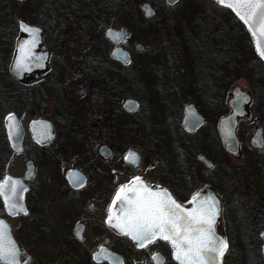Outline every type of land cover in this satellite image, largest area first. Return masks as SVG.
I'll list each match as a JSON object with an SVG mask.
<instances>
[{"label": "flooded vegetation", "instance_id": "flooded-vegetation-1", "mask_svg": "<svg viewBox=\"0 0 264 264\" xmlns=\"http://www.w3.org/2000/svg\"><path fill=\"white\" fill-rule=\"evenodd\" d=\"M130 3L131 0H0V20L10 21L7 22V25L4 22L0 23V43L8 44L11 49L8 72L21 36V22L42 29V45L39 52L46 54V71L40 74L37 81L23 83L26 86H22L25 95L29 94L30 97H35L34 100L43 101L47 97L46 95L49 97L54 94L60 96L61 90L65 92L64 95L68 96L66 86L77 85L82 89L86 85L85 87L91 93L90 100H87L97 101L95 107L89 110L88 114L92 119V117L96 118L94 112H98L99 117L96 118V121L100 127L107 128L109 126L127 130L131 127L140 128V125H143L144 128L154 130L148 135L151 138L149 142L154 150L152 152L155 153L154 156H142L140 152L142 149L129 151L124 155H116L115 147L120 142L117 141V138L120 137L118 133L116 134L119 137L114 135V137L108 138V143L99 147L97 145L96 150L92 152L90 141L85 138L86 134L80 135V131L73 127L72 115L79 109L82 111V106L74 105L73 108L66 103L67 100L62 99V103H59V99L56 98L58 102L55 103L56 107H52V112L58 116L40 115L29 122L27 131L23 127V149L19 155H16L10 148L3 121V124H0V133L5 135L0 138V167L2 168L0 182L10 176L5 175L3 167H7L11 157L24 158L26 156L24 147L26 134L30 136L33 146L40 151L39 155H41L39 164L34 157L26 156L23 175L21 177L10 176L20 179L27 188L23 194V205L27 215L19 213L10 216L0 197V207L4 213L0 221L10 227L11 238L20 252V264H110L114 260H119L122 264H179L173 257V248L169 242L157 239L147 247L139 248L133 240L123 236L106 223L109 207H112L114 215L115 205L112 204V201L116 192L121 186L129 184L136 177H140L144 184L153 191L166 190L182 206L190 205L193 195H200L209 188L214 189L218 193L219 204L217 230L221 237L223 234L227 244L228 238L232 237L226 226L233 227L238 224L240 227L251 226L255 230L258 228L248 221L253 216L256 217L255 220L259 221L260 216L253 212H256L255 207L253 211H248L246 207L250 206L249 204L240 203L238 199L225 194V188L231 187L232 183L233 186L237 184L239 194L253 198L250 195L253 178L244 177L243 179V177H238V174H234L228 180L229 175L226 172L231 170L228 169L225 172L222 167L220 161L222 155L219 154L217 146L219 143H216L214 134L211 130L209 131L212 126L209 124L207 114L192 103L198 114L203 117L204 123L195 132L188 133L183 129L182 122L185 107L190 102L177 112L171 108L167 109L163 118L160 119L158 113L152 114L151 111L154 106L157 109H161V106H168L166 102L162 103L166 96H162L161 88L153 94L154 97L160 96L159 99L152 98L149 103L153 107H147L148 103L144 100L151 93L141 95L139 92L137 95L128 97L132 84L135 83L136 87L142 88L138 85L143 81L141 72L147 70V65L154 63L151 61L149 63L142 58L144 49L136 51L137 44L143 45L140 36L136 33L146 24L147 26L153 25L156 28L155 33H157L160 31L162 20L167 19L165 14L161 13L157 19H153L157 14L156 11L151 18H146L141 10L145 3L140 6L141 12L132 13ZM22 4H26V6L23 7ZM109 31L115 36L114 40L110 38ZM116 33L120 35H115ZM176 39L179 41V35L176 36ZM116 49H121L128 55L129 62L127 64L113 58L112 55ZM158 67V72L161 74V64H158ZM155 76L156 79L159 78L157 73ZM11 78L17 84L18 81L12 76ZM26 80L29 81V79ZM40 82L44 88L38 87ZM173 89L178 90L179 84H175ZM83 92L84 90H80L79 95H82ZM138 96H141L142 99H139ZM208 96L213 99L216 97V93H209ZM65 98L67 99V97ZM131 98L138 101L139 108L134 113H127L124 111L123 105L126 100ZM211 102H207V104H210L209 106L221 105L215 99ZM57 103L62 104V107H57ZM220 108L222 107L220 106ZM120 116L123 121L128 119L129 125L120 123L118 120ZM152 116H154L153 119ZM221 119L222 117L217 124L219 137L218 125ZM39 122L46 124L37 127L33 125L31 128L32 124ZM165 128H167L169 137L172 136L171 140H175L174 144H176V133H180L179 131L188 135L190 145L198 139H206V148L213 157H208L206 154L195 157L196 163L202 167L199 178L195 177L193 159L184 155L172 156L173 154H167L164 151L162 138ZM56 134L60 136L57 142L54 140ZM54 142L56 145L51 149ZM103 147L106 148L108 154L100 153V149ZM262 148H264V140ZM261 149L255 150L260 151ZM239 150V157L234 156L236 161L242 157L240 143ZM131 152L138 154L135 157L136 164H130L124 159ZM201 155L210 161L212 166L208 168L199 162L198 157ZM180 161L181 165H179ZM259 161L260 158L257 155L259 169H263V172H257L256 185L259 189H264V165ZM28 162H31L33 166V173L29 179L26 178ZM41 163L61 169L55 174V177L58 176L60 195L57 200L47 198L38 207L31 208L27 195L31 184L34 185L37 182V169ZM70 174L75 175L70 176ZM76 175L83 180V187H74L71 183ZM2 176L4 177L2 178ZM121 179H124L122 184H120ZM197 184L204 188L195 192L193 187ZM50 203H57V205L54 207ZM255 230L251 236H248L250 241L257 237L260 239L264 233L258 235ZM102 249L103 251H101ZM94 256L97 259H93ZM154 256L159 260H154ZM223 258H221L220 264H224ZM230 260L231 257L228 256L225 263L230 264Z\"/></svg>", "mask_w": 264, "mask_h": 264}, {"label": "rangeland", "instance_id": "rangeland-1", "mask_svg": "<svg viewBox=\"0 0 264 264\" xmlns=\"http://www.w3.org/2000/svg\"><path fill=\"white\" fill-rule=\"evenodd\" d=\"M143 3L144 2L139 0H131L130 11L132 13H138V11H140V6ZM22 6L24 7L26 6V4H22ZM184 6H186V4ZM204 9H205V11H203L204 14H207L206 12L207 9L209 11H212L211 9H213V5L207 3ZM176 12L177 11L172 12L171 13L172 17H170L169 13L160 9L153 18V19H157L158 15L161 14L163 15L165 14V16L167 17L166 20L164 21L162 20L161 27L159 28L160 31L155 33L156 28L153 25L147 26L146 24L142 26L141 29L138 30L136 33L137 35L140 36L144 46V50L142 51L143 52L142 58H144V60H146L147 62L149 61L154 62L152 65H147V70H145L146 73L145 71L141 72L143 76V81L140 84H138L140 87H142L140 89L141 95H143V93H151L148 94L147 98H144V100L146 103H148L146 105L147 107L148 106L153 107V105H150L149 103L152 101V98L157 97V96L154 97L153 95L154 93L157 92L156 90L159 91V89L161 88V91L163 93L162 96L163 97L166 96L163 98L162 103L166 102L169 107L161 106L162 107L161 109H157L156 106H154L151 111L152 114L158 113L160 119L163 118L164 112L167 109L171 108L177 112V110L183 109L184 105L188 102L194 103L195 105H197L198 109L202 110L203 112H205V114H207L209 124L210 126H212V128H209V131L211 130L212 134H214L216 138V143L217 142L219 143L217 144V146L219 148V154L222 155V159H220V161L222 162V167L225 172L228 171V169L231 170L229 172H226L229 175L227 177L228 180L231 179V176L232 175L234 176V174H238V177L239 176L241 178L243 177V179L244 177L250 179L253 178V180L251 181V190H250V195L253 198H249L245 196V194L244 195L239 194L237 184H234L235 186L234 187L232 183L230 185L231 187L225 188V192H226L225 194L235 199H238L240 203L243 202L244 204H249L250 206L246 207V210L248 211H253V208L255 207L256 212L255 211L253 212L256 215L260 216L259 221L255 220L256 217L254 216L250 217L248 221L253 226L255 225L258 227L256 228L255 231L258 235H261V233L264 232V189H259L257 187L256 174L257 172L260 171L259 169L260 166L257 163V155H260L264 158V148H262L260 151L253 149L250 146V140L254 135L255 131L260 127H262V136L264 140V121L263 119L257 117V112L259 110L254 105L253 91L250 88L245 77L239 72H234L232 75L228 76L229 80L227 81V84L223 87V97H222V92H220L219 93L220 96L219 94L218 95L216 94V97L210 100L212 101L215 99L216 102H218V104L219 103L221 104V105L219 104L221 107L223 102V108H220V106L205 107L204 103H201L200 99L193 95L194 90L191 91V86L189 85L190 82L186 79L187 76H185L184 74L185 71L183 69V66L189 65L190 64L189 60H190L195 67L201 69L200 73L193 72V74L195 75L192 76L191 81L198 84V88L203 92L202 93L203 96H208L209 94L207 93L209 90L208 87L211 86V83L209 82L211 76V74L209 73L210 68L214 66L216 59L221 57L222 54L223 55L229 54V52L227 51V47L229 44H224V42H222L221 44V41L223 39V32L221 31L220 27L215 25L214 22L208 21L206 28L204 26V28L199 30L200 32H195L193 34L194 31L192 30L189 31L188 35H186L188 38L187 39L188 46L185 45L183 47V45L180 44L181 40L179 42L176 39L178 33H180V31L184 28L182 22L179 21ZM203 12H200L202 14H198L197 17L203 18ZM219 13H221L222 15L225 14L223 9L220 10ZM3 18L5 19V17ZM226 18L227 17L225 16L222 22L227 24ZM1 22L4 21H2L1 19L0 23ZM7 22L4 23L7 25L8 24ZM223 26L224 25L222 24V28ZM186 31L188 32L187 29ZM232 32L234 33V40H237L238 42V44L235 45V47L239 46L240 49H244V48L247 49L244 51L247 52L248 54H250V52L252 51L254 52L253 47L252 49L249 48L246 38L242 35L239 29H235ZM248 40L250 41L249 38ZM10 50L11 49L8 44L4 45L0 43V124H3L4 118L6 117L7 114V113H3L2 111V108L5 106V104H6L5 106L6 108L9 107L8 103H11V106L13 108L19 109V111H9L8 113H16L22 122V126L27 131L29 122L40 115L45 117L58 116L52 112L53 109L52 107H56L55 103L58 102L56 98L59 99V103H62V101L65 99L68 101L66 103L70 107L72 106L74 108V105L79 107L82 106V111H80L79 109L77 113L72 112L74 113L72 115L74 120L73 127H76L75 129H77V131H80V135L86 134L85 138L88 141H90V146L93 149L92 152L96 150L97 145L99 147L102 144L108 143L107 142L108 138H111L112 136L114 137V135L119 137L116 134L118 133L120 134V137L117 138V141L120 142L118 143L119 145L115 147L116 155L119 154L124 155L129 151H139L140 149L143 150V151L141 150L140 152L144 157H150L155 155V153H152L154 152V150L151 148L152 145L149 142L151 138L148 136L149 134L154 132L153 129L150 130L144 128L143 125H140L141 126L140 128L131 127L128 128L127 130H122L118 128L115 129L114 127L110 128L109 126L107 128L106 127L103 128L100 127V125H98V122L96 121V118L99 117L98 112L96 111L94 112L96 114V118L92 117L91 119L89 117L90 115L88 114V111L92 110L93 107H95V103L97 104V101H89L91 97V93L85 87L86 85H84L82 89H80V87L77 85L76 86L70 85L69 87L66 86V88H68L67 90L68 93H66L68 96L64 95L65 92L61 90L60 96L54 94L52 97L50 95L51 97L50 98L48 95H46L47 97L44 98L43 101L34 100L31 101L32 103H27L23 105L22 102L20 101V99L24 97V88L22 86L24 87L26 86L20 82H17V84L14 83L13 79L9 75L8 65L10 61ZM160 56H162V59L160 58ZM158 64H161L162 66L161 74L158 72L159 69ZM242 65L243 63H241L239 68H241ZM155 73L159 75L158 79H156ZM175 84L177 85L179 84L178 90L173 89V86ZM136 86H137L136 84L135 85L133 84V87ZM38 87L44 88L41 82L38 83ZM237 88H239L244 92H248L251 95V104L249 105L248 108L249 115L239 120L236 130V138L238 140V143H240L241 145V151H242V157H240L238 161H236L234 156L225 152V150L222 147L220 137L217 133V124L220 117L223 118L225 115L227 116L230 112L228 107L230 94ZM80 90H84L82 95H79ZM137 94L138 91L134 88H131L130 95L128 97H132L133 95H137ZM65 97H67V99ZM159 97L160 96H158L157 99H159ZM59 103H57V107H62V104L59 105ZM151 118L153 119L154 116H152ZM118 120L120 123L129 125L128 119H124L123 121L122 116H120ZM132 124L133 123L131 121V125ZM179 132L180 133H176V146L177 144L180 143L183 146L182 148L183 150L181 151V154L187 151L189 152L192 149L190 145V139L188 135L185 134L183 131H179ZM167 133H168L167 128H165L163 134L164 137L162 138L164 142H168L172 138V136L169 137V134ZM3 137H5L4 133L3 134L0 133V138ZM59 139L60 136L56 134V137L54 138L55 142H57ZM172 141L175 142V140ZM55 142L51 146V149H53L54 146L56 145ZM24 143H25L24 147L26 149V156L30 155L34 157L39 164L41 161V155H39L40 151H38L33 146L30 136L29 135L27 136V134ZM168 150H169V146L166 149L164 148L165 152H168ZM197 155L200 154H196L195 156H193V158L191 154H185L184 156L193 159L195 177L199 178L202 171V167L199 166L198 163H196L195 157ZM24 158L11 157L7 167L6 166L3 167L6 169V170L4 169L5 175L7 174L10 176L21 177L24 173V163H25ZM1 170L2 168L0 167V172ZM60 171L61 169H57L56 166L52 167L51 165L41 163V166H39L37 169V179H36L37 182L34 185L31 184L30 190L27 195L31 208L38 207L39 205L42 204L43 201L47 200V198L48 199L52 198L56 200L59 198L60 194L58 190L60 189L59 188L60 185H58V179H57L58 176L55 177V174H57ZM4 176H2V178ZM236 180L239 181L238 178H236ZM123 182L124 179H121L120 184H122ZM202 188L204 187H202L200 184H197L193 187V191L198 192L202 190ZM247 192L249 193V191ZM50 205L56 207L57 203H50ZM3 215H4L3 210H1L0 207V218L3 217ZM18 220H22V219H18ZM15 224L18 225L19 223H15ZM222 225H223V221H222ZM261 245L262 243L258 245L259 249H261ZM227 259L228 256L226 260ZM230 264H232V262Z\"/></svg>", "mask_w": 264, "mask_h": 264}, {"label": "snow or ice", "instance_id": "snow-or-ice-1", "mask_svg": "<svg viewBox=\"0 0 264 264\" xmlns=\"http://www.w3.org/2000/svg\"><path fill=\"white\" fill-rule=\"evenodd\" d=\"M217 5L230 9L248 27L255 40V50L264 60V0H216ZM21 30L32 37L31 43L25 42L20 48L21 55L16 59L15 70L25 71L31 58V46L35 44L38 30L28 28L21 23ZM112 35L111 31L108 33ZM246 101V98H243ZM9 140L18 138V124L15 117L9 115ZM47 135V133H45ZM231 139V131L227 132ZM258 143L257 140L253 141ZM13 147L16 145L13 143ZM135 159L134 154L125 156V160ZM75 174H70L73 176ZM74 187H83V180L76 175L71 180ZM27 188L19 181L5 177L0 182V197L10 215L23 212L27 215L21 201ZM120 203L118 215H113L112 207L108 209L106 223L123 236L133 240L139 248H145L157 239L167 241L173 248V257L179 264H219L228 248L227 243L216 235L215 224L219 215L218 201L208 196L193 195L186 209L178 204L166 190L153 191L140 177L129 184L121 186L112 201ZM264 235V234H262ZM103 251V249L101 250ZM20 252L12 240L6 226L0 221V264H20ZM97 259V257H93ZM154 260H159L154 256ZM110 264H122L119 260Z\"/></svg>", "mask_w": 264, "mask_h": 264}, {"label": "trees", "instance_id": "trees-1", "mask_svg": "<svg viewBox=\"0 0 264 264\" xmlns=\"http://www.w3.org/2000/svg\"><path fill=\"white\" fill-rule=\"evenodd\" d=\"M144 3L149 2L151 6L155 9L156 12H158L160 9L163 11H166L170 14V17H172V12L177 11V17L179 18V21L182 22L184 28L178 33L179 35V42L180 44L188 46V38L186 35H188L189 31L200 32L199 30L206 28V25L208 24V21H212L220 27L221 31L223 32V39L221 41L224 42V44H229L227 47V51L229 54L223 55L216 59V62L213 67L210 68V80L211 86H209V90L207 93H216L217 95L222 92L223 97V87L227 84V81L229 80L228 76L232 75L234 72L241 73L245 79L247 80L250 88L253 91L254 95V105L259 110L257 112V117L260 119H263L264 121V64L258 59V57L254 54L252 49L251 41L248 40L249 35L245 28L242 26V24L231 14L230 11L223 9L225 12L224 15L219 13L220 10H222L220 7H218L216 4H214L211 0H179V2L176 5L173 6H167L163 0H139ZM210 3L213 5L212 11H209L207 9V14H204L203 11H205L204 7H206V4ZM186 4V6H184ZM183 5V6H182ZM200 12H203V18L197 17L198 14H202ZM202 16V15H200ZM226 18L227 24L223 23L222 20L224 17ZM222 24L224 25L222 28ZM188 30V32L186 31ZM235 29H239L242 35L246 38V41L248 42L249 48L252 52L248 54L244 50L247 49H240L239 46L235 47V45L238 44L237 40H234V33L232 32ZM177 31V30H176ZM187 32V33H186ZM190 36V35H189ZM192 36V35H191ZM191 38V37H190ZM193 39V38H192ZM250 39V38H249ZM179 44V43H177ZM162 59V56H160ZM189 65H184L183 69L185 71L186 79L190 82L191 91L194 92V96L198 97L201 101V103H206V106H209L210 104H207L211 100L209 96H203L202 91L198 88V84L191 81V78L193 75V72H201V69L195 67L193 63L189 60ZM241 63H243L242 67H240ZM226 82V83H225ZM135 84V83H134ZM221 85V86H220ZM131 88H137L136 90L139 92L140 89L138 87H132ZM197 93V94H196ZM35 97H30L29 94H24V97L20 99L23 105L27 103H32L31 101H34ZM139 99H142L141 96H138ZM12 101V99H11ZM211 102V101H210ZM9 107L11 106V103H8ZM6 106V104H5ZM3 107L2 111L3 113H8L9 111H19V109H15L12 106L9 107ZM222 108H223V102H222ZM203 132V131H202ZM169 134V133H167ZM153 136V135H152ZM164 136V135H163ZM204 136V135H203ZM154 137V136H153ZM168 137V136H167ZM200 140V141H199ZM206 139H198L196 141H193L191 143V150L188 152H184L181 154V151L183 150V146L180 144H174L172 140L168 142H163V148H167L169 146L167 154H173L172 156H182L185 154H191V156H195L196 154H206L208 157H213L212 153H210L206 148ZM178 147V148H177ZM180 150V151H178ZM175 152V153H174ZM177 152V153H176ZM180 152V153H179ZM195 154V155H194ZM260 163L264 165V158L259 155ZM179 165H181V161L179 162ZM264 168V166H263ZM180 172L181 168H180ZM260 172H263V169L260 170ZM223 193V190H222ZM228 196V195H227ZM181 198V197H180ZM229 230V235L232 238H228V248L224 253V264L227 256L231 257L232 264H264V260L261 255V249L258 248V245L262 243L261 238L257 237L256 239L253 238L252 241H250L248 236H251L253 234V231L255 230L253 227H240L238 224H235V226L230 227L226 226ZM234 238V239H233Z\"/></svg>", "mask_w": 264, "mask_h": 264}, {"label": "water", "instance_id": "water-1", "mask_svg": "<svg viewBox=\"0 0 264 264\" xmlns=\"http://www.w3.org/2000/svg\"><path fill=\"white\" fill-rule=\"evenodd\" d=\"M212 1L216 3V0H212ZM178 2H179V0H165V3L168 6H173V5L177 4ZM219 7H221V6H219ZM222 8H225V7H222ZM225 9H228V8H225ZM141 10L144 13V16L146 18H149L154 14V9L148 3H145L144 5H142ZM228 10L231 11L230 9H228ZM231 13L239 20V18L235 15V13H233L232 11H231ZM239 21L244 26V28L247 30V32L249 33V35L252 39L254 52L257 55L256 50H255V40H254L252 34L248 31L247 25H245L241 20H239ZM21 23H23V22H21ZM23 24L26 25L28 28L36 29L38 31H37L36 36H35L36 42L34 45L31 46V58L27 62L29 65L27 70L17 72L15 70V62H16V59L21 55L20 48L22 45H25V42L31 43V40H32V37L29 35V33L27 31L21 30V24H20L21 36L17 42L15 57H14L13 61L10 63L9 72L13 78H15L18 82H21V83L30 82V81L31 82L37 81L40 77V74H43L46 71V62H47L46 54L39 52V48L42 45V39H41L42 29L39 27H31L25 23H23ZM115 35H120V34L116 33ZM109 36L112 40H114L115 36H113V34L109 35ZM127 36H128V34H127ZM143 49H144V46L142 44H137L136 51H142ZM112 56L114 59L121 60L125 64H127L129 62L128 55L125 52H123L121 49H116L113 52ZM257 57L259 58L258 55H257ZM260 61L264 64V60L260 59ZM26 79H29V81H27ZM243 98H246L247 102H245V100ZM250 104H251V95L248 92H244V91L240 90L239 88L235 89L230 94V99L228 101V107L230 109V112L227 116H224L221 119V121L219 122L218 130H219L221 141H222V147L227 153L231 154L232 156L239 157V155H240L239 143H238V140L236 138V130H237L239 120L244 118L245 116L249 115L248 108H249ZM123 108H124V111L127 113H134L138 110L139 103L137 100L128 99L125 101ZM9 115L14 116L15 117V123L18 124V138L15 139L14 141L9 140V131H8V127H7V124H8L7 117ZM203 123H204V119L200 114H198L194 104L189 103L188 105H186L185 110H184V119L182 122L183 129L188 133H193L200 126H202ZM42 124H46V123L45 122L34 123V124H32L31 128L33 127V125H34V127H37L38 125H42ZM4 125H5L6 136H7L10 148L12 149V151L16 155H19L23 149L24 129L22 127L21 121H20L19 117L17 116V114L16 113H9L4 119ZM229 130L231 131V139H229V137L227 135V132ZM254 140H257L258 143L254 144L253 143ZM13 143H15V145H16L15 148L13 147ZM250 146L254 149H261L262 148V146H263L262 127L258 128L255 131L254 135L252 136V138L250 140ZM100 153L101 154H105V153L108 154L105 147L100 149ZM129 154L130 153H128L127 155H129ZM131 154H134L135 157L138 156V154L135 152H131ZM198 161L203 163L208 168L210 166H212V163L210 161H208L202 155L198 157ZM126 162H128L130 164H136L137 161L135 159L133 160L130 158ZM32 173H33L32 163L28 162L26 164V178L29 179L30 176L32 175ZM8 178H11L12 180L19 181L20 184L23 187H25L20 179L12 178L10 176H8ZM205 195L208 197H212L213 199L218 201V198H217L218 193L212 188H209L200 194V196H205ZM2 201H3V198H2ZM3 203H4V201H3ZM20 203H22V205H23V201H21ZM192 206L193 205L190 204V205H187L184 207L186 209H190ZM23 207H24V205H23ZM119 209H120V203L117 202V204L114 206V215L119 214ZM5 210L9 214V212L6 208H5ZM20 213H23V212H20ZM10 216H14V215H10ZM218 217H219V215L217 216V220H216V224H215L216 235L225 241L223 234L221 237V235L218 233V230H217L218 219H219ZM4 225L6 226V229L8 230V232L10 234V227L8 225H6L5 223H4ZM261 238L263 240L261 253H262V258L264 260V235H262ZM219 264H220V262H219Z\"/></svg>", "mask_w": 264, "mask_h": 264}]
</instances>
